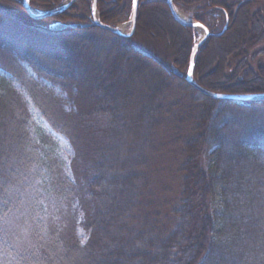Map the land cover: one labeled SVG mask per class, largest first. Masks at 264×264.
Wrapping results in <instances>:
<instances>
[{"label":"trees","instance_id":"16d2710c","mask_svg":"<svg viewBox=\"0 0 264 264\" xmlns=\"http://www.w3.org/2000/svg\"><path fill=\"white\" fill-rule=\"evenodd\" d=\"M195 1L172 0L180 9ZM61 2L29 0V5L44 12ZM203 4L207 11H220L224 20L233 19L223 34L209 37L199 48L196 81L218 92L264 91L263 68L252 72L246 65L249 49L263 39L259 17L245 6L233 13L226 0ZM96 8L108 25L128 18L124 0H96ZM154 10L166 20L161 28L148 21ZM194 18L199 20L198 12ZM252 19L253 28L247 26ZM54 21L82 19L75 16L74 5L34 20L20 1L0 0V264H151L156 255L169 264H257L264 259V141L247 144L258 149L250 151L242 142L228 147L216 128L198 132L199 138L180 147L175 204L166 211L153 205L149 172L143 170L170 114L163 102L176 78L147 40H171L172 62L187 69L196 38L174 21L166 0H139L135 30L128 38L97 27L52 32L48 26ZM96 33L112 41L106 43ZM39 44H47V54L40 55L56 73L61 56L71 61L76 53L79 58L89 53L83 71L64 68L58 88L67 99L40 80L57 84L42 70L44 62L29 55ZM21 62L34 78L25 75ZM15 82L53 129L66 136L73 150L68 173L54 139L31 127L25 95ZM65 99L73 106L67 111ZM211 143L219 149L213 152L210 175L203 168L202 147ZM77 225L87 233L84 242ZM171 248L181 255L175 257L179 263L168 258Z\"/></svg>","mask_w":264,"mask_h":264},{"label":"rangeland","instance_id":"374dc122","mask_svg":"<svg viewBox=\"0 0 264 264\" xmlns=\"http://www.w3.org/2000/svg\"><path fill=\"white\" fill-rule=\"evenodd\" d=\"M18 1L21 2V0ZM65 1L66 0H62L61 4H63ZM226 1L229 6L231 5L230 11H232L233 13H235L236 10H239L237 9L239 6H243V7L245 6L248 8L250 7V11L252 13H256L255 16H258L261 23L264 25V0H226ZM82 2L76 0L71 4L75 6V16L80 17L82 21H77V22L54 21V22H61L63 24H76V25L87 24L85 23L86 21L90 22L91 4L89 5L88 3L89 2L91 3V0H83ZM84 2L85 3L87 2V6ZM204 2L206 3V0H196L195 3H193L190 7L189 6L186 7L188 9H183V8L180 9L173 5L175 9L179 10L182 14H184L187 17L188 22H199L203 24L208 31L210 29L209 32L212 35L208 36L203 42V44L207 41L209 37H217V34L221 32H222L221 34H223L228 27H231L230 25L233 19L231 15L229 18H227V20H224V18H222L223 14L216 9H210L207 11L203 4ZM124 6L126 7V9L129 10L128 18L125 21L116 24L115 26H119L121 32L127 33L130 28L129 18L131 13V0H124ZM138 8H139V0H138V6L135 16V23L138 14ZM31 9L40 12L37 10V8H31ZM197 12L199 13V20H196L194 18ZM25 14L27 13L25 12ZM157 15H159L157 14V11L155 10L154 12L152 11L151 14L149 15L150 19L148 21H150L149 22L150 24L153 23L157 25L158 28L159 27L161 28L160 25H164L166 23L165 22L166 20H164V18L162 17L161 20L158 19L159 17H157ZM135 23H134V30H135ZM254 23L256 22L254 19H252V21L248 22L247 26H251L253 28ZM245 26L246 24H244V27ZM77 28H73V30ZM81 29H86V28H81ZM156 30L158 31V29ZM189 30L190 32H193L195 34L196 37L194 41L195 44V42L198 41L199 38L203 35V31L199 29L201 31V33H199L196 28L194 29L189 28ZM254 31H256V29ZM91 33L92 32L90 31L87 32L85 35L88 36L91 35ZM162 33L167 34L165 31ZM96 34L99 35V37L101 36L100 39L105 41L106 43H109L110 40L112 41V37L108 35H103L102 33H96ZM112 35L115 36V34ZM259 37L263 38L262 41L258 44H255L254 47L249 49L250 55L247 56L248 59L246 65L250 68L252 72H257L258 71L256 70L257 67H262L264 71V34ZM147 43H150V46L152 48L154 47L157 50L158 54L166 61V64L174 67L181 74V76L178 77L171 72V74L176 78V80H171V84L169 86L168 92L163 102V106H166L165 107L166 109L169 108L170 114L168 117H166L163 120L159 128L158 135L156 136L157 138L154 144L153 155L150 157V162L145 166L143 170L146 173L149 172L148 173L149 186L152 192L153 205H156L162 211H166V210H170L173 207L179 194L180 175L178 174V169L179 167H181L180 162L182 161V158L180 156L181 144L188 140L192 141L195 138H199L200 133L204 132L208 127L210 129L216 128L218 130L217 132H219V135H221L225 143L230 142L232 144V141L242 142L245 143L247 149L250 147L247 144L257 145L259 144L258 142L264 141V105L262 104L263 102H253L251 104H247L246 102H229L223 100H213L207 96L200 94L196 90L191 91L190 90L191 87L185 82L184 79L186 73L185 66L182 65V67L179 68L176 65H174V63L172 62V57L174 56L173 53L174 45L172 44V41L159 38V40L148 39ZM147 43L144 42V44ZM203 44L200 47H202ZM46 45L47 44L35 45L33 49L29 52V55L33 59L37 57L42 62H44V63L41 62L42 63L41 68L44 71V73L50 76H54L55 79L57 80V84L55 85L50 80H47L44 77H40L42 83H46L47 84L46 86L53 89V93L59 95L60 98H65L66 96L64 92H62V90L58 88L61 86V82L65 78L63 72L64 68L68 67L70 70L78 71L79 70L78 67H80L81 71H83L82 67L87 62L86 60L89 59V53L84 52L83 54H81L80 58H79V54L76 53V56L74 55L71 61L70 60L65 61L62 58L66 59V57L61 56L60 62H57V67L60 69V72L56 73L48 67L50 61L49 62L46 61L40 55L41 53L47 54L45 51ZM176 47L177 46L175 45V48ZM197 52L195 55V59L197 56ZM37 53H39L41 58L37 55ZM106 53L107 52L105 51L101 54L102 56L101 64L103 66L106 63V58L108 56ZM189 57H190V53H189ZM72 61H76V62H72ZM188 63H189V58H188ZM21 64L24 68L25 75L27 77L34 78L35 74L31 70V68L26 63L21 62ZM225 71L227 73H232L233 70L225 69ZM2 75L3 72L0 69V76ZM193 80L199 86H201L195 79L194 68H193ZM181 82H183L188 87H185ZM14 86L20 92L24 93L25 91L24 88L19 86L17 82H15ZM201 87L204 88L203 86ZM209 91L215 93H221V94H250V93H225V92H218L212 90ZM263 92L264 91L255 92V93H263ZM24 95L27 101V106L31 117L30 120L31 127L40 128L54 139V141L57 144V154L60 157V159L65 163L66 171L68 173V167L73 157V150L66 136L63 133H60L55 129H53V127L43 117L41 111L35 106L32 100L28 96H26L25 93ZM66 99H65L66 102L62 104V107L64 108V110L67 111L68 107L72 108L73 106L72 104H68ZM204 125L205 127H202ZM198 126L201 128L198 129L197 128ZM230 143L228 147H233ZM202 148H203L202 163L204 165L203 168L207 172V169L209 171L210 166L212 165L213 152L215 150H218L219 148H217V144L214 143L207 144ZM221 148L227 149L225 147H221ZM249 150L251 151L258 149L257 147H250ZM253 153H257V152H253ZM208 174H210V171ZM214 201H216V198L214 199ZM76 233L79 239L81 240V242H84L87 239V233L84 231L81 225H77ZM177 246L179 247V245ZM170 252L171 253H169L168 258L171 257L173 258L172 259L173 262L179 263L175 261V257L181 256L179 252L174 251L173 248L170 249ZM262 260L264 259H259L257 261V264H261ZM151 261H152L151 264H169L168 262H166L167 260H164L159 255H156V257Z\"/></svg>","mask_w":264,"mask_h":264},{"label":"water","instance_id":"95a60500","mask_svg":"<svg viewBox=\"0 0 264 264\" xmlns=\"http://www.w3.org/2000/svg\"><path fill=\"white\" fill-rule=\"evenodd\" d=\"M75 1L76 0H66L63 4L59 5L58 7H55L51 10L44 11V12H37V11L32 10L29 5V0H21L20 3L24 11L27 13L28 17H30L31 19L37 20V19H42V18L58 15L66 11L70 7V5ZM166 5L173 19L178 24H180L183 27H187L191 29L196 28V29H201L203 31V35L199 38L198 41L195 42V44L193 45L191 49L188 67L186 69V73L184 76L185 82L192 89L196 90L197 92H199L200 94L204 96H207L215 100H223V101H230V102H264V92L263 93H250V94H221V93L211 92L199 86L193 80V68H194V63H195V55H196L198 48L203 44L205 39L208 36H211L212 34L207 30V28L203 24L199 22H188V21H185L179 18L175 14V7L173 6L172 0H166ZM137 6H138V0H136L135 4L133 3V0H131V13H130V18H129L130 28L127 33L121 32L119 26H110L99 20L98 14L96 11V0H91V5H90L91 21L89 23L83 24V25H76V24H63L61 22H54L48 26V29L52 32H61L66 29H73L77 27L89 28V27L94 26L102 30L108 31L112 34H115L117 36L128 38L131 36V34L134 31V23H135ZM221 33L217 34V36L220 35ZM170 70L174 75L178 77L181 76V74L174 67L170 66Z\"/></svg>","mask_w":264,"mask_h":264},{"label":"bare ground","instance_id":"6f19581e","mask_svg":"<svg viewBox=\"0 0 264 264\" xmlns=\"http://www.w3.org/2000/svg\"><path fill=\"white\" fill-rule=\"evenodd\" d=\"M175 14H176L179 18H181V19L187 21V17H186L184 14H182L179 10L175 9ZM51 17H53V16H51ZM46 18H48V17H46ZM197 30H198L199 33H201V31H200L199 29H197ZM213 100H215V99H213Z\"/></svg>","mask_w":264,"mask_h":264},{"label":"snow or ice","instance_id":"6c2138e0","mask_svg":"<svg viewBox=\"0 0 264 264\" xmlns=\"http://www.w3.org/2000/svg\"><path fill=\"white\" fill-rule=\"evenodd\" d=\"M136 0H133V3L135 4Z\"/></svg>","mask_w":264,"mask_h":264}]
</instances>
